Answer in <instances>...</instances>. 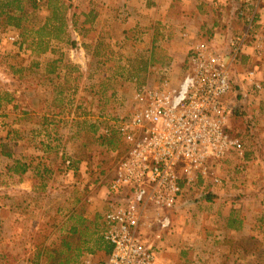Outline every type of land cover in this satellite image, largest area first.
Here are the masks:
<instances>
[{"label":"rangeland","instance_id":"obj_1","mask_svg":"<svg viewBox=\"0 0 264 264\" xmlns=\"http://www.w3.org/2000/svg\"><path fill=\"white\" fill-rule=\"evenodd\" d=\"M63 1L69 4L65 12L68 33L61 40H50L51 50L49 48L41 54L33 52L35 45L32 46L29 34L23 35L20 29L12 27H0V95L7 99L0 101V195L8 191L11 197L25 198L13 186L16 183L14 174L18 172L14 173L10 168L21 150L15 142L16 129L29 128L26 122L30 119L21 123L18 115L40 108L33 100L46 94V87L36 86L37 81L54 79L57 82L68 71L72 80L81 83L69 89L72 103L68 107L74 109L75 114L64 135H67L71 148L64 151L66 155L60 150L54 151L53 161L58 167L53 168L51 174L40 173L36 178V197L31 210L23 217L22 228H18L20 225L14 215L5 223L0 220V234L4 230L10 241L3 244L0 241V250L8 252L2 261L0 259V264H95L105 261L107 254L104 251L87 253L77 250L84 240L93 245L92 239L88 238L95 237V234L87 236L67 231L75 225L82 232L87 227L91 234L95 215L100 224L105 210L104 185L114 167L127 154V144L117 133L106 136L101 129L120 115L133 113V96L140 85L158 84L165 77L170 85L174 82L169 77L171 67L165 70L166 65H161L145 70L148 61L143 52L150 44L151 32L160 31L161 27L163 36L151 44L159 50L172 42L179 45L178 28L173 23L155 18L146 25L143 17H132L125 0ZM247 4L248 0L245 7ZM180 6L172 7V16L188 11V7L181 10ZM240 8L241 5L233 8L239 19ZM90 11L95 13L96 19L83 22L87 18L84 13ZM35 15L34 23L41 24L47 15L45 7L41 5ZM224 23H217V30H213L216 35H203L201 39L212 43L223 54L227 52L231 35L244 27L239 25L232 29ZM147 30H150L149 36H146ZM112 31L122 34L123 38L112 41ZM68 36L82 41L90 53L93 50L84 72L80 73L77 64H72L77 44L71 43ZM242 55L230 70L231 82L238 85L240 93L231 90L224 99V106L226 131L242 142L243 153L234 152L229 158L210 162L211 170L221 177V182L213 184L206 179L198 182L195 188L186 189L179 210L171 215L172 226L164 234V241L175 235L186 246L195 243L198 253L193 249L191 259L196 262L199 254L203 255L200 264H207L214 256L215 244L219 245L227 237H239L237 232L224 229L229 209L238 207H245L247 211L248 255L245 264H264V101L255 97V86L250 83L244 87L243 81L239 82L264 59V54L249 59ZM55 88L60 91L62 87ZM4 91L9 94L6 96ZM258 109L261 110L258 112ZM55 133L60 139L63 132L56 130ZM22 152L27 160L35 156L30 146ZM16 163L22 166L20 161ZM210 195L214 198L207 200ZM2 203L0 201V208ZM63 238L71 243L70 249L62 246ZM30 240H33L32 247L28 243ZM217 249L220 260L222 250L227 247ZM28 256L30 260L25 259Z\"/></svg>","mask_w":264,"mask_h":264},{"label":"built area","instance_id":"obj_2","mask_svg":"<svg viewBox=\"0 0 264 264\" xmlns=\"http://www.w3.org/2000/svg\"><path fill=\"white\" fill-rule=\"evenodd\" d=\"M238 16L244 27L231 35L225 54L198 40L189 48L177 83L170 85L165 77L158 84L140 85L133 113L101 129L106 136L117 133L127 154L104 185L102 236L112 249L105 262L95 264H159L164 234L184 191L206 179L220 183L210 162L234 152L242 155V142L226 131L224 99L231 90L230 70L244 48L251 44L261 55L263 43L253 1ZM248 74L260 89L254 70Z\"/></svg>","mask_w":264,"mask_h":264},{"label":"crops","instance_id":"obj_3","mask_svg":"<svg viewBox=\"0 0 264 264\" xmlns=\"http://www.w3.org/2000/svg\"><path fill=\"white\" fill-rule=\"evenodd\" d=\"M245 1L246 0H125L126 7H128L129 13L132 14V17H136L137 19L143 17V22H145L146 25L149 24V21L151 22V20H153L152 22H154V19L157 18L158 20L165 19V23H173L178 28L176 31L179 33V37L177 38V41L180 42L179 45L172 42L171 44L164 46L163 49L160 48V50L154 47L151 42H154L155 44L159 41L158 37L161 39V36H163V28L161 27L160 31L157 32L152 31L151 35L150 30H147L148 33L146 36L150 35V44L147 45L143 51L144 54H146L148 61L145 69L150 70L151 67L154 68L155 66L157 67L161 65L170 66L172 68V73L169 77L174 83H177L183 74L189 48L198 40L203 39L204 36L209 37L211 35H216L213 30H217L216 27L218 22L223 21L226 26L228 25V28L232 27V29L239 25L242 27L244 26L243 19H239L236 16L233 8L240 5L241 7H245ZM253 3L257 8V36L263 43L264 52V0H254ZM177 4L181 5V10H185L186 7H188V11L181 14L182 16H172L170 11L172 7H175ZM218 5L225 7V10L223 8L216 10ZM204 21L207 22L204 23ZM109 22L110 21H107V23ZM210 22L213 24H209ZM165 23L163 22V25L167 26ZM129 26L133 25L129 24ZM76 33L77 32H73V34ZM110 36L113 41L120 39L122 34H116L113 32ZM69 38L70 36H68V39ZM72 38L73 39L70 38V40H74L77 46L75 48L76 53L73 54L71 61L73 65L77 64L76 67L81 73L87 70L88 59L93 56V50L90 53V50L86 48L87 45L85 46L82 41H76L78 40L76 37L72 36ZM70 52L69 56L72 55V51ZM242 54L246 59H249L250 56L253 55L257 56L252 46H247ZM263 54L260 56H263ZM150 57H152L151 63ZM254 66V77L259 80L261 86L259 90L255 89V97L258 98V101H264V59ZM65 72L64 76L57 82L54 79H51V81L50 79L46 81L38 80L36 86L46 87V94L33 100L34 104L40 108L36 110L34 109L29 113L25 112L22 113V115H18L21 123H23V120L26 121L27 119H30V121L26 122L29 126L28 129H25L23 126L17 127L18 129H16L15 142L21 150L18 158L15 160L21 162L24 171L14 174L16 183L14 185L11 183L10 185L15 186L17 193L19 195H25V198L17 199V196L15 198L11 197L8 191H3L2 195H0V201L3 202L0 208L1 223H5L11 215H14L16 223L20 225L18 228H22L21 223L24 221L23 217L31 210L33 200L36 197L38 188L36 178H38L40 173L51 174L53 168L58 167V165L55 164V161H53L54 151L60 150L62 151V154L66 155L64 151L71 148L70 142L66 140L67 135H64V132L67 131L66 128L69 127V121L75 114L74 109L70 110V107H68L71 106L72 103V96L69 93V89L73 86H80L81 83L72 80L68 71ZM251 77L252 75L245 73L241 77L243 79H239V82L241 83L243 81V86L246 87L247 84L251 83ZM55 87L62 88L60 91H56ZM260 110L261 109H258V112ZM56 130L63 132L60 133V139L56 138V136H58L55 133ZM29 146L34 149L35 156L30 160H27L22 150ZM6 170V172H8V169ZM246 214L247 211L245 207H238L236 210L229 209V215L224 223V229L230 233L237 232L239 237L236 239L227 237V239L221 241L219 245L215 244L213 249L214 256H212L208 262L206 261L207 264L246 263L248 255L246 248L248 229ZM0 241L1 244L10 242L6 238L4 230H2L0 234ZM28 243L31 244L30 247L33 246V240L28 241ZM29 244H26L25 246H29ZM161 246L158 255L159 264L201 263L200 260L203 255L199 254V257L196 258V262L191 259V251H193V249L198 253L195 243H190V245L186 246L181 239H176L175 235H171L169 238H165V241L162 242ZM220 246H225L227 249L222 250L221 259L219 260L218 256L220 253H218L219 249H217V247ZM6 253L8 254L7 251L0 250L1 261L4 259ZM236 257L237 260L235 261ZM25 259L30 260V256Z\"/></svg>","mask_w":264,"mask_h":264},{"label":"trees","instance_id":"obj_4","mask_svg":"<svg viewBox=\"0 0 264 264\" xmlns=\"http://www.w3.org/2000/svg\"><path fill=\"white\" fill-rule=\"evenodd\" d=\"M40 1L41 0H0V27H12L15 29H20L23 35L29 34L28 36L31 37L32 46L35 45L34 49L32 48V51L41 54V52H44L50 48V40H61L65 38V35H67L68 25L65 12L69 4H66L63 0H44L41 4ZM41 5L45 7L47 15L41 24L36 25L33 21V18H35V12L41 7ZM221 8L225 10V7L221 5H218V7H216V10H219ZM84 15L87 18L83 22L91 21L95 18V13L93 11H90L87 14L84 13ZM89 17L92 18L89 19ZM72 25H75L73 21ZM71 43H75V41H71ZM96 52L98 53V51ZM151 59L152 57H150V63L152 61ZM230 86L231 90L240 93L238 85L231 82ZM3 94L7 96L9 93L7 91H4ZM1 99H6V97H2L0 95V101ZM230 136H232V134H230ZM16 162L17 161H14V164L10 169H12L14 173L23 172L24 167H19ZM213 198L214 197L210 195L207 197V200H212ZM94 217L95 218L92 222L94 229L93 231H91V234L88 233L89 229L87 227H85V231L82 232L79 231V229L75 225H71L67 229V231L69 234L79 233L80 235L87 236H92L95 234V237L88 238L92 239L93 245L88 244V241L84 240L82 246H77V250H83L87 253H94L95 251L101 250L107 254L108 258L112 246L110 243L105 241L102 236L104 228L102 217L99 221L100 224L97 222V215H95ZM61 244L67 249L71 248V243H69V241L65 240L64 238L61 240Z\"/></svg>","mask_w":264,"mask_h":264}]
</instances>
